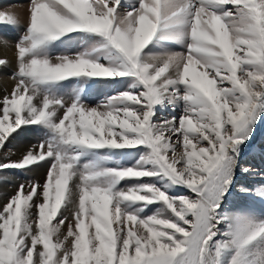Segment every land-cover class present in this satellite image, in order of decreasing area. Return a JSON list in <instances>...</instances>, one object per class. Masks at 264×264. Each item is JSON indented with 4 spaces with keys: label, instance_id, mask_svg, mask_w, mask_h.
<instances>
[{
    "label": "snow or ice",
    "instance_id": "snow-or-ice-1",
    "mask_svg": "<svg viewBox=\"0 0 264 264\" xmlns=\"http://www.w3.org/2000/svg\"><path fill=\"white\" fill-rule=\"evenodd\" d=\"M28 12L0 149L27 127L43 139L0 172L48 168L0 206V264H264V217L225 210L264 121V0H30ZM0 25L21 26L8 11ZM239 192L264 202V184Z\"/></svg>",
    "mask_w": 264,
    "mask_h": 264
},
{
    "label": "rangeland",
    "instance_id": "rangeland-1",
    "mask_svg": "<svg viewBox=\"0 0 264 264\" xmlns=\"http://www.w3.org/2000/svg\"><path fill=\"white\" fill-rule=\"evenodd\" d=\"M29 3L30 0H0V11L15 13L17 10H23L25 14L24 15L22 13L23 17L19 18L21 25L20 27L0 25V45L3 47L7 45L6 47L12 49L15 53V59L13 61L14 66H0V74L3 71V74H5L4 77L0 76V78H5V85L7 84L10 87L9 89L3 88L4 83L0 81L1 86H3L0 87V99H2L5 94L10 95L16 83V81L12 78V73L16 70L15 44L23 33L25 27L27 26L29 17ZM169 50L183 51V49L178 45L170 46ZM63 53L64 49H55L53 51V56ZM72 86L73 85H66V90L70 89ZM111 92V89H93L87 99L94 105V102L101 99L103 94H110ZM3 93L5 94L3 95ZM178 114L179 109H177L175 113H173L170 109L164 112H158L157 120L162 118H171L172 115ZM41 139H43V133L42 130L38 127L32 126L23 129L19 132L18 135H16L13 139L10 140V142L6 144V147L4 149H0V163H7L9 161H17L21 159L22 155L26 154V151L29 150L32 145H38ZM4 153H9V155L5 157L3 155ZM126 163H134V160L126 161ZM241 164L243 167L252 169V172L249 174L250 176H254V179L252 180L254 189L256 187H259L261 184H264V121H261L257 124L252 143L243 154ZM47 168L48 165H44L43 167H33L31 170L25 171L4 170L0 172V206H2L4 202H6L8 197L16 192L21 183L36 181L40 184H43L44 180L46 179ZM253 199L247 202V204L242 205V207H240L241 209H239L238 212H248L259 217H264V202L256 198Z\"/></svg>",
    "mask_w": 264,
    "mask_h": 264
},
{
    "label": "bare ground",
    "instance_id": "bare-ground-1",
    "mask_svg": "<svg viewBox=\"0 0 264 264\" xmlns=\"http://www.w3.org/2000/svg\"><path fill=\"white\" fill-rule=\"evenodd\" d=\"M15 13L18 15V18H20V17H23L22 13L24 14V11L23 10H19V11L17 10ZM6 46L7 45H5V47H3L0 45V57L5 58L7 61H9V65L12 66L13 61L15 59V53L13 52L12 49L7 48ZM3 72L0 74V76L4 77L5 74H3ZM5 80H6L5 78H0V81L4 83V87L1 86V84H0V87H3L5 89H9L10 87L7 84L5 85ZM4 94L5 93H3V95ZM240 167H241V169L244 168L242 166V164H240ZM253 179H254V176H250L249 173L245 174L242 170L238 171L236 190H233V194L230 197L228 203L226 204L225 210L230 211V212H238V210L241 209L240 207H242V205L247 204V202H249V201H251V199H253V198L247 197L244 194L239 192V188L241 186H250L254 189V185L252 184Z\"/></svg>",
    "mask_w": 264,
    "mask_h": 264
}]
</instances>
